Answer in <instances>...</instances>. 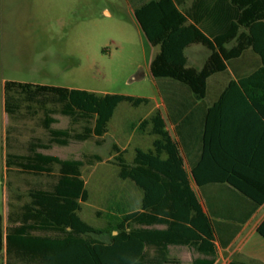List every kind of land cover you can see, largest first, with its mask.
<instances>
[{"label":"trees","instance_id":"obj_1","mask_svg":"<svg viewBox=\"0 0 264 264\" xmlns=\"http://www.w3.org/2000/svg\"><path fill=\"white\" fill-rule=\"evenodd\" d=\"M136 1L130 0L139 26L150 44L160 48L150 69L159 82L170 119L177 122L179 115L174 111L175 99L171 101L176 95L167 93V89H185L191 96L186 102L191 106L203 102L209 79L226 72L229 65L251 50L258 56L259 66L251 75L230 81L225 93L226 97L236 93L239 127L255 115L264 120V0H196L185 11L179 9L184 0ZM192 45H202L210 53L201 69L188 66L185 50ZM4 93L10 118L33 117L41 112V127L49 135L47 141H29L26 155L9 153L8 170L33 169L36 172L30 175L51 177L53 182L47 188L31 189L30 202L9 213L7 228L0 215V264H181L170 256L171 247L190 248L195 254L193 264H215L217 234L224 247L235 234L225 238L228 233L223 230L228 223L220 219L231 220L234 215L241 225L245 224L264 204V184L255 181L249 160L254 149L243 131L237 135L241 160L234 168L225 165L220 173L219 99L204 120L199 134L201 156L192 167V178L205 196L207 212L184 169L181 144L172 139L158 110L140 125L143 131L152 126L150 134L157 137L153 149H137L129 164L125 151L114 146L120 178L133 181L144 192L141 210L122 215L107 229H96L79 216L81 204L89 199L81 169L86 163L102 161L101 157L61 159L38 150L68 146L71 141L86 142L92 137L100 138L97 144L101 145L121 103L139 107L149 105L151 100L16 81H7ZM56 115L67 117L72 125L83 123L82 130L54 128L59 123ZM182 126L183 122L178 135L187 148ZM55 165L59 166L57 175L52 174ZM220 184L230 186L239 195V206L220 207L217 191L211 188ZM258 234L264 238V221ZM229 264L252 263L232 260Z\"/></svg>","mask_w":264,"mask_h":264},{"label":"rangeland","instance_id":"obj_2","mask_svg":"<svg viewBox=\"0 0 264 264\" xmlns=\"http://www.w3.org/2000/svg\"><path fill=\"white\" fill-rule=\"evenodd\" d=\"M190 1V0H189ZM200 50L201 61L190 58ZM159 47H154L139 26L126 0H0V215L4 227L8 215L30 202L31 189L53 182L47 176L7 168L9 153L26 155L27 143L34 137L49 139L37 117L12 119L3 117V83L16 81L70 89L86 90L99 95L121 94L149 98V105L121 103L100 139L71 141L68 146L54 145L49 151L63 159L99 156L82 167V177L89 193L79 216L96 229H107L122 215L141 210L144 192L131 180L120 178L117 145L132 164L137 149L149 151L157 137L140 128L143 120L161 110L170 126L160 99L158 81L150 64ZM209 51L202 45L188 50V66L200 67ZM220 87V75L211 80V91ZM52 107V106H50ZM22 113H27L26 109ZM53 127L80 132L83 123L72 125L67 117L56 115ZM192 181L191 174H189ZM193 187L201 201L200 191ZM202 202V201H201ZM108 240L107 237H102ZM224 259L246 260L232 254ZM171 257L181 264H192L195 254L188 248H171Z\"/></svg>","mask_w":264,"mask_h":264},{"label":"crops","instance_id":"obj_3","mask_svg":"<svg viewBox=\"0 0 264 264\" xmlns=\"http://www.w3.org/2000/svg\"><path fill=\"white\" fill-rule=\"evenodd\" d=\"M126 1L130 9L134 12L130 0H126ZM195 1L196 0H190V1L184 0V4L179 6V9L181 11H185V9L190 8ZM136 2L139 3L140 0ZM195 46L197 45H192L185 50L186 56L188 50H191ZM159 51L155 54V56L159 53ZM201 53L202 51L195 49L191 52L190 58L194 59L196 62H199V60L201 61ZM209 54L205 57L203 56V60L201 62L200 67H194V66H190V67L201 69ZM187 58L189 63L190 58L188 56ZM259 64L260 63L258 56L253 54L251 50L248 51L240 59L234 61L231 65H229L228 70L226 72L212 76L208 81V94L206 99L203 102L193 103L192 106L190 105L191 103L186 102V100L190 99L191 96L186 95L185 89L179 86H175L172 89H167L166 90L167 93H172L176 95L171 98V101L172 99H175L174 111L176 115H179V119L177 122L170 119L167 108V102L162 97L161 91L159 89L161 95L160 99L165 107L170 126H168V122L165 116L163 115L162 111L161 110L159 111L161 112L165 120L166 129L169 132L170 136L175 142L181 144L180 151L184 161V169L188 175L191 174V177H192V167L201 156V144H200L199 134L203 132L204 120L206 118V115L208 114L209 108L213 106V104H215L220 99V156H219L220 173L223 172V168L225 167V165H229L230 167L234 168L235 165H238V162L236 161L241 160L242 156L240 152H238L237 150L240 146V142L237 135L241 134V132L243 131V134H245L246 137L245 139L248 142L250 141L249 143H251V146L254 149V152L249 155V160L254 166V170H253L255 175L254 179L257 183L264 184V120L260 119L255 115L254 117L249 118V121L244 122L243 125L242 123H240L241 126L239 127L238 124L239 101H237V96H234L236 93L233 96L231 95L229 97L228 96L226 97V93H225L230 81L251 75L257 69ZM218 75H220V87H217L215 91H211L210 88L211 80ZM6 82L7 81L3 83V101H2V109L4 114L3 117L5 119L8 118L9 121H11L12 119H18V118L16 117L10 118L6 112L5 93H4V85ZM34 115L35 116H33V118L37 117L41 126L42 113L38 112ZM182 122H183V126L181 129L183 134L186 136L187 142L189 143L187 148H184V146H182L180 136L178 135V127H180ZM240 128L243 129L241 130ZM194 134H196V137L191 138V136ZM34 138H38V137H34ZM32 139H30L29 141H31ZM191 143H195V145L191 146ZM27 148H29L28 143H27ZM47 151L49 150H38V153H41L43 155L59 157L55 154H50ZM234 151H236L237 153ZM13 168L17 169L19 172H23L26 174L36 172L33 169L28 171L18 167H12L9 170H12ZM58 173H59V166L55 165L52 168V174L57 175ZM193 182L194 180L192 178L191 187L195 191L193 187ZM48 186L49 184L43 188H47ZM196 187L198 188L197 185ZM211 188L216 189L217 191V195H216L217 203L220 205V207L231 205L234 208L235 205L236 206L240 205L239 195H235L230 186L220 184L215 187L213 186ZM198 190L200 191L199 188ZM200 197L202 202L200 201L199 197L198 199L202 207L204 208V211L207 212L205 196L204 194L201 193V191H200ZM220 221L228 223L227 226H224L225 229L223 230V233H228V235L225 238L227 239L229 238L230 235L229 233H235V234L232 236L230 242L226 247L222 246L221 244L220 233L217 234V240H216L217 259L215 264H229L232 260H238V259H231V260L224 259L225 258L224 255L228 254L231 248H233L232 254L248 259V261L241 259L239 261L252 263V264H264V238H262L258 234V228L264 221V204L256 210V212L251 216V218L245 224L241 225L239 223V217L235 218L234 215L233 217H231V220L220 219ZM171 248H170V255H171ZM176 248H188V247H176ZM188 249L191 250L190 248Z\"/></svg>","mask_w":264,"mask_h":264}]
</instances>
